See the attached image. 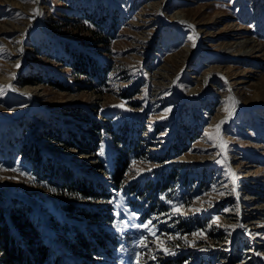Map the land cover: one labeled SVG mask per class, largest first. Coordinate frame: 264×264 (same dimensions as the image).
<instances>
[{"label": "rangeland", "instance_id": "374dc122", "mask_svg": "<svg viewBox=\"0 0 264 264\" xmlns=\"http://www.w3.org/2000/svg\"><path fill=\"white\" fill-rule=\"evenodd\" d=\"M161 2L0 0V239L23 225L58 264L74 239L86 264H178L204 242L264 261V0H170L166 21Z\"/></svg>", "mask_w": 264, "mask_h": 264}, {"label": "built area", "instance_id": "2783aa9c", "mask_svg": "<svg viewBox=\"0 0 264 264\" xmlns=\"http://www.w3.org/2000/svg\"><path fill=\"white\" fill-rule=\"evenodd\" d=\"M182 231L183 230H181L180 232L184 233ZM32 233H35V231L32 232ZM48 233L49 232H45V234H48ZM59 235H61L60 236L61 238L64 237V233H59ZM84 236H86V235L84 234ZM87 236H88V234H87ZM14 238L16 240L20 241L22 247L28 253V257L26 259L22 260L21 264H51L53 262H56V264H58V262L60 261V257L59 256L57 258H54L59 253L57 251L53 250L54 251V256H52L53 254H50L49 250H47L49 248H45L43 245H39L40 244L39 243V239L36 237L35 234L32 235L31 232H30V234H28V236H24V235L20 234V232H19V235L15 236ZM28 238L31 240L29 245H27V243H26ZM74 241L75 242H73V243H75V244L71 245V247H69V249L71 248L75 252L77 251V253H78L77 254L78 257H77V260H75L76 261L75 264H86V262H88L90 260H87L83 256V254L84 253L86 255L88 254L84 250H85V245H89V243L88 244H80V243L77 244L76 241H78V239H74ZM64 244H65L66 247L68 246V245H66L67 244L66 242ZM204 246L207 247L205 242H204ZM66 247L64 248L65 250H63V251H67ZM205 247L194 249L191 245H189L188 247L177 246V248H176V251L178 252V254L176 255V260H178L177 263L178 264H238L237 262H233L232 261V260H234L235 257L234 258L233 257L230 258L229 261L226 260V258L225 259L224 258L223 259L218 258L217 254L215 253V251L218 249V246H216L214 244H210L208 246L209 248H205ZM98 248H99V250H98ZM98 248H96V249L89 248V252L91 254H94L96 252H99V253H103L104 252L105 248H101V247H98ZM34 249H37V250L34 251ZM46 250H47V252H46ZM50 251H52V250H50ZM233 252L234 253H239L240 252V247H238L236 245V247L233 250ZM40 254H42V257H41ZM45 254H48V256H50L51 260H49L48 257L45 256ZM40 258H42V259H40ZM53 258L55 259V261L53 260ZM169 258L173 259L171 257H169ZM196 259H198V261ZM164 260H166V259L164 258ZM0 264H3V263H1V261H0ZM93 264H97V263H93ZM160 264H164V262L161 261ZM245 264H264V261H262L261 258L252 257L249 260H247L245 262Z\"/></svg>", "mask_w": 264, "mask_h": 264}, {"label": "bare ground", "instance_id": "6f19581e", "mask_svg": "<svg viewBox=\"0 0 264 264\" xmlns=\"http://www.w3.org/2000/svg\"><path fill=\"white\" fill-rule=\"evenodd\" d=\"M170 0H162L161 3L158 4L157 6V13H158V17L160 19V21H166L163 17V13H162V9L163 7H166V5L168 4ZM172 17V21L171 22H182V23H191V21L184 17L183 14L179 13L178 11H174L173 15L171 16ZM192 25V24H191ZM26 29V28H25ZM196 32H200L201 30L200 29H196L195 30ZM233 31V30H232ZM230 34V33H229ZM239 39H237L236 41L232 42L231 44L227 45L226 47H222L221 48V51L220 52V55H223V56H230V57H239V56H242V53H244V51H242V48L244 47L245 44L249 43L250 41L248 39H244V38H241V37H238ZM201 40H198L197 42H195L197 45H200L201 44ZM258 44V43H257ZM226 45V44H225ZM256 46V45H254ZM244 49V48H243ZM192 52V51H191ZM189 53L192 54V53ZM246 53V52H245ZM182 55V54H181ZM187 55V54H186ZM173 73V72H172ZM221 72L216 68V69H211L209 71H206L203 75H201L200 77H196L194 75L190 76L192 78H196V81L201 85V87H204L206 86V82L208 79H211V78H214V77H218L219 74ZM160 76V75H159ZM239 76V75H238ZM172 78V77H171ZM178 78V77H177ZM171 81V80H170ZM227 86H228V93L229 95L231 96L230 98V104L229 106H227V108L221 113V115L219 116V118L216 120L217 121V124L219 125V128H221L220 124L223 122L224 123V119L227 117V114L229 111H231L234 107H235V104H237L238 102H236V100L234 99V95H235V92H237V88L236 87H233V83H235L236 81H231V80H228L227 79ZM241 81H238V83H240ZM176 83V82H175ZM236 84V83H235ZM264 84V83H263ZM171 89H173V84L171 83ZM177 91V90H176ZM193 92V90H191ZM26 96H32V91L26 89V91L24 92ZM192 95V94H191ZM258 98V97H257ZM259 100V99H258ZM161 142V141H159ZM221 147V146H220ZM218 148V147H217ZM223 148V147H222ZM255 207H251V209H254ZM245 212V211H244ZM250 214V213H249ZM255 214V213H253ZM158 216V215H157ZM156 220V219H155ZM156 223V222H155ZM155 225V224H154ZM157 226V225H156ZM44 228H46V226H44ZM243 231H246L248 233H250V228L245 226H243ZM256 237L251 235V240L252 242H254ZM189 243V242H188ZM188 247V246H187Z\"/></svg>", "mask_w": 264, "mask_h": 264}, {"label": "trees", "instance_id": "16d2710c", "mask_svg": "<svg viewBox=\"0 0 264 264\" xmlns=\"http://www.w3.org/2000/svg\"><path fill=\"white\" fill-rule=\"evenodd\" d=\"M93 34H96V32H93ZM81 191L83 193H88V191L85 188H81ZM17 223V222H16ZM18 231L20 234L24 236H28L30 232H26L23 227V225L17 224ZM1 232V230H0ZM34 235L35 233H32ZM12 238V237H11ZM9 240V242H6L4 239H0V261L3 264H21L22 260L26 259L28 257V253L26 250L22 247L20 241L16 240L15 238H12ZM218 240V239H217ZM31 240L28 238L26 243L29 245ZM37 249H34V251ZM2 253V254H1ZM42 257V254H40ZM42 259V258H40Z\"/></svg>", "mask_w": 264, "mask_h": 264}, {"label": "snow or ice", "instance_id": "6c2138e0", "mask_svg": "<svg viewBox=\"0 0 264 264\" xmlns=\"http://www.w3.org/2000/svg\"><path fill=\"white\" fill-rule=\"evenodd\" d=\"M217 128H219V125L216 126ZM15 170V169H14ZM176 211H179V209H176Z\"/></svg>", "mask_w": 264, "mask_h": 264}]
</instances>
